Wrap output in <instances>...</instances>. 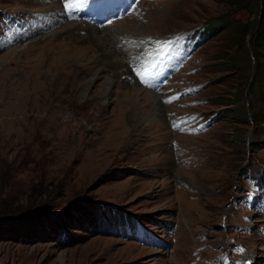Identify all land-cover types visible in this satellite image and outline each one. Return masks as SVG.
I'll use <instances>...</instances> for the list:
<instances>
[{
	"label": "rangeland",
	"instance_id": "obj_1",
	"mask_svg": "<svg viewBox=\"0 0 264 264\" xmlns=\"http://www.w3.org/2000/svg\"><path fill=\"white\" fill-rule=\"evenodd\" d=\"M262 15L0 0V264H264Z\"/></svg>",
	"mask_w": 264,
	"mask_h": 264
},
{
	"label": "bare ground",
	"instance_id": "obj_2",
	"mask_svg": "<svg viewBox=\"0 0 264 264\" xmlns=\"http://www.w3.org/2000/svg\"><path fill=\"white\" fill-rule=\"evenodd\" d=\"M80 1V0H79ZM72 2V1H71ZM71 2H68V3H71ZM76 4H77V1H76ZM55 7L56 6H54L53 8H49V9H47V17L48 18H51V17H53L54 19H56V18H58L59 17V8H57V9H55ZM81 7V6H80ZM85 7V6H84ZM85 9H86V7H85ZM61 18V16L59 17V19ZM90 26V25H89ZM80 27V26H79ZM77 28V27H76ZM89 28V27H88ZM80 29V28H79ZM86 31H88V30H86ZM92 31V36H95V38L97 37V35H96V32H95V29L94 28H91V30H90V32ZM101 39V38H100ZM106 48H107V46H106ZM100 76H97V79L99 78ZM94 81H95V79L94 80H92V81H90V84H89V87L94 83ZM95 84V83H94ZM116 128V127H115ZM121 128V127H120ZM122 130V129H121ZM117 139V142H118V144L119 143H122L123 142V132H120L119 131V133H117V137H116ZM119 148V147H118Z\"/></svg>",
	"mask_w": 264,
	"mask_h": 264
},
{
	"label": "trees",
	"instance_id": "obj_3",
	"mask_svg": "<svg viewBox=\"0 0 264 264\" xmlns=\"http://www.w3.org/2000/svg\"><path fill=\"white\" fill-rule=\"evenodd\" d=\"M262 16L264 17V15H262ZM260 22H263V21L260 20ZM220 24L223 25L222 22H220ZM221 25H220V26H221ZM218 29H219V26L213 27V28L211 29V32H216ZM237 34H241V32L238 31ZM259 45H261V46L263 45V46H264V44H259ZM253 58H255V57L253 56ZM7 212H8V211H7Z\"/></svg>",
	"mask_w": 264,
	"mask_h": 264
}]
</instances>
